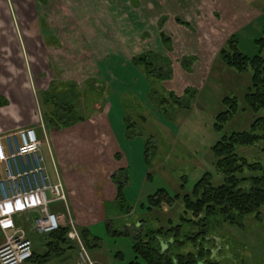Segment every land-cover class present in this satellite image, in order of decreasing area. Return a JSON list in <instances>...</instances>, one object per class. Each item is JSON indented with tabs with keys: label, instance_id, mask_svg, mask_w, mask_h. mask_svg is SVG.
Masks as SVG:
<instances>
[{
	"label": "rangeland",
	"instance_id": "rangeland-1",
	"mask_svg": "<svg viewBox=\"0 0 264 264\" xmlns=\"http://www.w3.org/2000/svg\"><path fill=\"white\" fill-rule=\"evenodd\" d=\"M35 2L42 5L45 0ZM48 4L45 15L36 5L39 15L33 24L44 43L51 44L53 78L50 89L38 93L36 113L50 116L49 107L55 106L54 111L64 114L57 101H75L80 114L104 115L111 130L121 136L125 168L113 178L124 184L127 201L122 207L117 201L106 203L104 216L91 213L94 219L85 228L89 244L97 243L96 237L99 245L82 243L93 264H128L134 259L137 236L140 243L155 245L154 236L162 244L172 237V256L197 254V248L204 247L215 250L212 256L218 264H264V204L232 224L222 215L200 221L204 212L193 219L183 200L185 195L196 200L193 187L206 173L213 185L224 183L213 146L224 134L250 132L255 120L264 116L263 108L253 111L245 101L251 68L238 71L222 59L223 50L231 53L235 48L247 58H264V0H48ZM32 17L0 16V28ZM43 28L52 36L42 34ZM38 46L35 58L41 60ZM40 81L45 84L46 79ZM225 98L235 99L238 109L219 131L216 116L230 107ZM38 136L40 150L48 157L50 136L47 140ZM263 149L264 139L236 146L248 163L262 164ZM78 161L82 165L76 167H90L91 173L98 168ZM254 174L246 167L237 172L239 177ZM248 184L247 179L242 183ZM159 189L172 198L171 204L162 193L155 194ZM154 194L153 200H163L158 205L148 200ZM191 219L198 224L187 221ZM203 222L206 232L195 238ZM39 240L51 242L59 251L49 264L58 257L64 264H85L76 242L43 236ZM33 250L40 253L42 246L34 241Z\"/></svg>",
	"mask_w": 264,
	"mask_h": 264
},
{
	"label": "crops",
	"instance_id": "crops-1",
	"mask_svg": "<svg viewBox=\"0 0 264 264\" xmlns=\"http://www.w3.org/2000/svg\"><path fill=\"white\" fill-rule=\"evenodd\" d=\"M36 5L41 9L42 15L47 13L48 0L42 5L35 0H0V16L5 20H8V15H34L27 19L28 22L21 21L19 24L6 22V26L0 28V135L32 126L45 140L50 136V146H47L48 157L41 152L42 150L40 153L51 181L61 182L66 193V201L52 202L49 208L62 215L67 223L72 222L76 229L87 230L85 227L94 219L90 216L91 213L104 216L105 204L116 202L117 186L113 174L125 168L120 149L121 136H117L111 130L112 126L105 120L104 115L88 117L80 114L75 101L71 102V106L78 119L66 127L59 125L55 133L53 129L56 127L52 128L49 125L44 113L43 115L36 113L38 93L50 89L52 84L53 73L50 64L54 63L51 51L49 52V49H52L51 44L44 43L39 34L41 30L33 24L39 15ZM20 32L23 40L19 38ZM42 34L51 35L45 28L42 29ZM38 45L41 47V60L35 58V51L39 50ZM55 59L57 60L56 57ZM42 78L46 79L45 84L40 81ZM53 108L56 109L55 106ZM53 108L49 107L48 111H54ZM71 129H73L71 133H62ZM56 134L58 136L54 137ZM79 158L83 159V165L86 162L98 168L93 169L91 173L90 167L88 169L76 167L77 163L81 164ZM2 176L3 166L0 163V178ZM96 207H101L102 211H98ZM36 213V210H32L15 216L16 223L26 228L28 236L42 246V252L35 251L36 256L33 260L25 264L33 262L49 264L52 261V254L58 255L59 251L45 245V240H39L42 236L31 230ZM2 241L3 234L0 231V243ZM59 258L54 259L51 264H64Z\"/></svg>",
	"mask_w": 264,
	"mask_h": 264
},
{
	"label": "trees",
	"instance_id": "trees-1",
	"mask_svg": "<svg viewBox=\"0 0 264 264\" xmlns=\"http://www.w3.org/2000/svg\"><path fill=\"white\" fill-rule=\"evenodd\" d=\"M222 59L228 66L234 67L238 71L245 70L248 66L251 68L252 83L251 88L249 87L251 90L246 93L245 101L248 107L253 111H257L261 108L264 109V58L258 55L253 58H247L235 48L231 53L223 50ZM60 100H64V98L61 97ZM223 102L225 104L229 103L230 107L216 116V129L219 131L222 129L223 123H225L238 109L235 99L230 101V98H225ZM56 107L64 110L67 115L65 113L60 114L59 111H53L50 116H47L48 123L52 128H57L59 125L63 127L69 126L78 119L72 109L71 102L68 103L66 100L64 102L57 101ZM262 139H264V116L255 120L250 132L242 131L232 132L230 135L224 134L220 140L217 141L213 146V152L217 157L216 167L224 174L225 181L220 185H213L210 178L207 179L206 175L209 174L206 173L193 187L192 195L195 196L196 200H192L190 195H185L183 197L185 209L193 213V219L199 217L201 212H204L205 216L203 219L199 217L200 221H204L205 219L208 220L211 216L217 217V215H222L224 220L233 224L237 222L236 219L258 211L264 204V162L262 164L246 162L244 157L237 154L236 146L252 145ZM244 167L250 171H256L257 174L250 175L249 177L237 176V172L241 171ZM246 179L249 180L247 187L242 185ZM115 183L117 186L116 201L118 205L122 207V204L127 201L124 194V184L117 180H115ZM160 193H162L163 199H166L169 204L172 203V198L168 196L164 189H159L155 194ZM155 194L149 195L148 200L151 204L158 205L163 200L162 198L153 200ZM193 219L187 221L198 224L199 221L196 222ZM206 222H203V228L195 234V238L205 234ZM67 231L68 226L62 225L57 230L43 237H53L58 240L57 242H60V240L71 242L67 238ZM156 232H161V230L158 229ZM80 235L82 242H84L87 247L99 245L96 237L93 240L97 241V243L95 242L94 245L89 244V233L86 229H81ZM140 240L141 239L137 236L135 242L132 244L134 259L128 264H218L216 259L212 256V253L215 251L212 248L207 249L198 247L197 254L186 252V254L177 253L176 256H172L169 254V248L175 244L172 237L168 238V241H166L167 244H162L164 241L162 239L157 240V237L154 236V241H157L158 245H155V243L153 244L151 241L148 243H140ZM32 242L34 244L33 240ZM45 245L51 247L52 243L47 241ZM51 248H53V246ZM34 256H36V254L33 250L32 257L27 262L33 260ZM46 256L47 255H43L42 257Z\"/></svg>",
	"mask_w": 264,
	"mask_h": 264
},
{
	"label": "built area",
	"instance_id": "built-area-1",
	"mask_svg": "<svg viewBox=\"0 0 264 264\" xmlns=\"http://www.w3.org/2000/svg\"><path fill=\"white\" fill-rule=\"evenodd\" d=\"M32 126L0 135V264H23L33 254L28 231L15 221L18 214L36 210L31 230L44 236L62 225L68 226L67 238L80 245L82 263L93 264L75 226L50 210L52 202H65L61 182H52L40 153V139Z\"/></svg>",
	"mask_w": 264,
	"mask_h": 264
}]
</instances>
